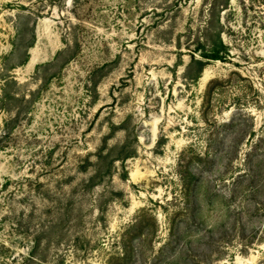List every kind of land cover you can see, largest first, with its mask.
I'll return each instance as SVG.
<instances>
[{
  "label": "rangeland",
  "instance_id": "374dc122",
  "mask_svg": "<svg viewBox=\"0 0 264 264\" xmlns=\"http://www.w3.org/2000/svg\"><path fill=\"white\" fill-rule=\"evenodd\" d=\"M0 264H264V0H0Z\"/></svg>",
  "mask_w": 264,
  "mask_h": 264
},
{
  "label": "trees",
  "instance_id": "16d2710c",
  "mask_svg": "<svg viewBox=\"0 0 264 264\" xmlns=\"http://www.w3.org/2000/svg\"><path fill=\"white\" fill-rule=\"evenodd\" d=\"M207 58H211V59H220L221 57H219V52L218 51H214L212 53V55H209Z\"/></svg>",
  "mask_w": 264,
  "mask_h": 264
}]
</instances>
